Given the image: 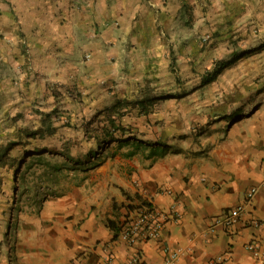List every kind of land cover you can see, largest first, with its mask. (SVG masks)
Segmentation results:
<instances>
[{"label":"crops","instance_id":"crops-1","mask_svg":"<svg viewBox=\"0 0 264 264\" xmlns=\"http://www.w3.org/2000/svg\"><path fill=\"white\" fill-rule=\"evenodd\" d=\"M244 21L264 30V0H0V145L32 108L44 118L58 108L81 132L100 123L99 142H112L101 158L100 145H86L76 184L46 201V219L31 222L16 259L0 253V264H134L137 254L138 264H264V91L233 98L218 133L199 144L185 95L156 93L172 54L190 60L202 35ZM113 122L126 131L111 141L103 131ZM159 145L168 151L152 157ZM251 188L244 219L209 231ZM136 194L181 216L131 246L107 221L139 209ZM252 242L261 258L246 249Z\"/></svg>","mask_w":264,"mask_h":264},{"label":"rangeland","instance_id":"rangeland-1","mask_svg":"<svg viewBox=\"0 0 264 264\" xmlns=\"http://www.w3.org/2000/svg\"><path fill=\"white\" fill-rule=\"evenodd\" d=\"M245 23L237 25L235 30L229 24L222 34L202 35L200 50L192 51L190 60L180 59L177 51L171 56L170 66L159 74L158 88L162 90L156 92L158 95L165 91L170 92L169 95H185L182 101L190 111L194 144L206 142L218 133L221 109L232 108V100L238 94L252 91L261 95L264 91V30L258 26L249 28ZM233 57L238 60L232 67L225 69L214 82L205 83L217 65ZM146 86L144 89H149V85ZM40 112V108H32L28 114L18 115L14 122L18 121L17 125L22 128L9 132V138L0 145V253L10 251L15 259L25 228L31 226V222L37 224L46 219V201L68 192L78 181L73 172L79 168L76 169V161L87 146L92 145L91 142L95 147L100 145L96 154L101 158L106 146L112 143L110 140L99 142L100 123L89 132H81L75 128L71 117L58 108L57 114L47 118L40 116ZM232 119L230 123L235 120ZM8 125L14 126V123ZM221 125H224L221 131L228 130L226 122ZM111 133L122 134L113 130ZM137 136L136 133L133 138ZM53 167L61 170L54 171ZM36 194L47 197L40 209L35 204Z\"/></svg>","mask_w":264,"mask_h":264},{"label":"built area","instance_id":"built-area-1","mask_svg":"<svg viewBox=\"0 0 264 264\" xmlns=\"http://www.w3.org/2000/svg\"><path fill=\"white\" fill-rule=\"evenodd\" d=\"M255 195V188L248 190L243 201L238 206L224 211L222 217L216 218L211 222L209 231L215 233L218 228L225 230L238 225L248 213V208L252 206ZM180 216L177 210L166 213L165 211L156 209L152 204L150 206H140L139 209L130 213L127 219H124L119 224V239L131 246L156 239L165 230L168 223H177L180 220ZM255 224H258V222L256 221ZM246 249L256 258L262 257L261 244L252 242L246 246ZM166 253L171 254V260H175L177 257V254L171 253L168 248H166ZM140 261L139 254H137L133 259V263L138 264Z\"/></svg>","mask_w":264,"mask_h":264},{"label":"trees","instance_id":"trees-1","mask_svg":"<svg viewBox=\"0 0 264 264\" xmlns=\"http://www.w3.org/2000/svg\"><path fill=\"white\" fill-rule=\"evenodd\" d=\"M238 60V57H233L230 61L223 63V64H219L216 66L215 70L213 71V73L209 74L208 77L205 79V83L206 84H210L212 82L215 81V79L227 68L232 67V65ZM119 131L122 132V134L125 133L126 129L122 128L121 126H116L114 122L111 123V130L109 131H103L107 137L111 138V141H113L112 137L114 133H111V131ZM149 146V145H147ZM160 149H154L151 152V156L152 157H159V156H164L166 154V152L168 151V146L166 145H159ZM158 146V147H159ZM54 171H60L61 168L60 167H53ZM16 181H18V179L16 178ZM125 196L128 200H130L131 197H129L128 194L125 193ZM47 197H41L40 194H36L35 195V204L36 206H38V209H40V207L42 206L44 200H46ZM134 199L139 200L142 205L141 206H150L151 204H149L147 201L143 200V198L141 196H139L138 194H136L134 196ZM128 211H132V209L130 207H128ZM129 216V214L127 216H125V219H127V217ZM121 223V221L118 220H108L107 221V227L114 233V239L119 238V232H120V227L119 224Z\"/></svg>","mask_w":264,"mask_h":264}]
</instances>
